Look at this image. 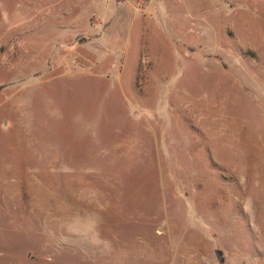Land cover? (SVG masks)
I'll list each match as a JSON object with an SVG mask.
<instances>
[{
    "label": "rangeland",
    "instance_id": "1",
    "mask_svg": "<svg viewBox=\"0 0 264 264\" xmlns=\"http://www.w3.org/2000/svg\"><path fill=\"white\" fill-rule=\"evenodd\" d=\"M0 264H264V0H0Z\"/></svg>",
    "mask_w": 264,
    "mask_h": 264
},
{
    "label": "crops",
    "instance_id": "2",
    "mask_svg": "<svg viewBox=\"0 0 264 264\" xmlns=\"http://www.w3.org/2000/svg\"><path fill=\"white\" fill-rule=\"evenodd\" d=\"M96 4V3H95ZM106 5V4H105ZM105 5L103 6V8L102 7H97V10H99V12H104L105 10H106V8H105ZM109 5V4H108ZM108 5H106L107 7H109ZM105 14H107L106 13V11H105Z\"/></svg>",
    "mask_w": 264,
    "mask_h": 264
}]
</instances>
